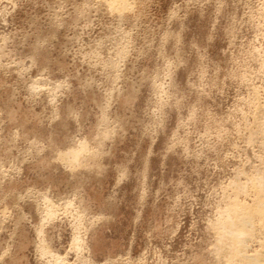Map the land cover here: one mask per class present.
Wrapping results in <instances>:
<instances>
[{
  "label": "rangeland",
  "instance_id": "374dc122",
  "mask_svg": "<svg viewBox=\"0 0 264 264\" xmlns=\"http://www.w3.org/2000/svg\"><path fill=\"white\" fill-rule=\"evenodd\" d=\"M235 201L264 205V0H0V264H247Z\"/></svg>",
  "mask_w": 264,
  "mask_h": 264
},
{
  "label": "bare ground",
  "instance_id": "6f19581e",
  "mask_svg": "<svg viewBox=\"0 0 264 264\" xmlns=\"http://www.w3.org/2000/svg\"><path fill=\"white\" fill-rule=\"evenodd\" d=\"M254 181V180H253ZM260 186V185H259ZM258 190V189H257ZM259 195V194H258ZM262 199V197H261ZM258 200V199H257ZM260 200V199H259ZM262 201V200H261ZM257 202V201H256ZM256 204V203H255ZM232 210L231 211V217L232 219H230L231 221H229L228 225L226 226L227 230H229L231 233H235L237 238L241 239L245 236H247L248 232H249V229L250 228H253L254 227V224H253V219L254 217L258 216L260 218V224H258L261 229H264V205L262 202H258L257 205H254V207H251V206H248V205H245V204H241V202L239 201H235V203H233V206H232ZM230 217V218H231ZM227 222V221H226ZM258 226V228H259ZM256 227V226H255ZM254 227V229H256ZM253 230V229H251ZM259 230V229H258ZM254 231V230H253ZM253 231H251L250 233H252ZM264 232V231H263ZM257 233V231H256ZM221 235V234H220ZM250 235V234H249ZM225 236V235H224ZM223 236V237H224ZM235 236V237H236ZM228 238V237H227ZM238 239V240H239ZM237 240V241H238ZM236 241V242H237ZM242 241V240H240ZM246 241V240H245ZM233 243H234V240H233ZM239 243V242H237ZM242 243V242H241ZM240 243V244H241ZM235 245V244H234ZM235 247V246H234ZM237 247H238V244H237ZM236 248V247H235ZM234 248V250H235ZM241 248V247H240ZM239 249V247H238ZM237 250V249H236ZM232 252L234 253V255H236V251ZM242 253V252H241ZM233 256V255H232ZM252 256V255H251ZM245 253H243L241 255L242 257V260H243V263L246 261L247 264H264V256L261 257V258H257V257H251ZM256 256V255H255ZM239 259V257H238ZM241 260V259H240ZM239 261V260H238ZM232 262V261H231ZM241 262V261H240ZM245 264V263H244Z\"/></svg>",
  "mask_w": 264,
  "mask_h": 264
}]
</instances>
